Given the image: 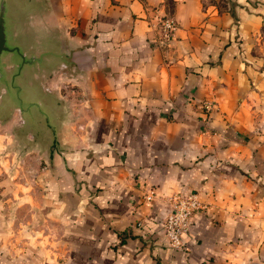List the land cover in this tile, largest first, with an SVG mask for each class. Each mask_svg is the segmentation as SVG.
I'll return each instance as SVG.
<instances>
[{
	"label": "crops",
	"instance_id": "0c3cea01",
	"mask_svg": "<svg viewBox=\"0 0 264 264\" xmlns=\"http://www.w3.org/2000/svg\"><path fill=\"white\" fill-rule=\"evenodd\" d=\"M50 2L12 25L41 32L54 138L30 146L17 110L0 118L4 151L40 157L45 225L11 223L18 184L0 177V264H264V0ZM191 193L204 209L171 250L167 199Z\"/></svg>",
	"mask_w": 264,
	"mask_h": 264
},
{
	"label": "rangeland",
	"instance_id": "374dc122",
	"mask_svg": "<svg viewBox=\"0 0 264 264\" xmlns=\"http://www.w3.org/2000/svg\"><path fill=\"white\" fill-rule=\"evenodd\" d=\"M14 1L18 6L23 8L27 14L30 16L37 17L49 16V5L52 2L50 0H10ZM22 9V10H23ZM52 10V8H51ZM46 13V14H44ZM50 16H53L50 14ZM33 23V19L29 20ZM35 27V26H34ZM32 26L34 34H38L39 43L37 46L41 45L43 41L41 32ZM261 41L264 42V29L260 36ZM42 39V41H41ZM15 44L22 50L20 41L17 39L14 41ZM9 45H12V41H8ZM264 54V49L262 51ZM8 61V62H5ZM18 56L12 55L9 60H2L1 68L3 73V82L0 86V118L6 119L11 117L15 109H19L21 112V118L24 121V125L21 128H17L16 132H22L26 137V142L28 145L38 144L39 148L43 150L45 143L51 142L54 138L56 131V118L59 116V112L54 105V97H56L55 90L53 88L47 87L52 91L47 93L42 88V76L44 72L48 70L45 63L39 64V61L33 63L30 66H25L19 71L15 68V64L19 62ZM11 66L5 69L2 65ZM60 69V68H59ZM4 89L2 93L1 89ZM4 127L0 128V134ZM10 135V134H9ZM31 136L33 140L28 139ZM11 143V142H10ZM15 143V142H14ZM12 144L11 148L6 151L3 150L2 144H0V177L11 178L17 186H15V198L17 202L15 204V213L12 211L13 216L9 219L11 223L17 224V228L27 230L32 229L34 233V238L42 239V235L39 236L36 232L37 229L44 227L45 221L43 217H40V209L42 211L41 193L44 189V184L41 183V175L43 172L42 165L40 164V157L37 154H30L24 152V148L20 145ZM9 147V146H8ZM5 153H4V152ZM6 166V168H3ZM31 198V200L29 198ZM28 199V201H25ZM33 209V211H31ZM37 209V210H36ZM50 237L54 243V251L50 249L49 256L56 252L57 245V226L49 225ZM46 227V226H45ZM41 232V230H40ZM46 232V231H45ZM48 235V236H49ZM45 246V245H44ZM47 246L44 248L46 249ZM32 252L33 261H38L39 250ZM54 257V254H53ZM53 261L52 257L50 258Z\"/></svg>",
	"mask_w": 264,
	"mask_h": 264
},
{
	"label": "water",
	"instance_id": "95a60500",
	"mask_svg": "<svg viewBox=\"0 0 264 264\" xmlns=\"http://www.w3.org/2000/svg\"><path fill=\"white\" fill-rule=\"evenodd\" d=\"M17 11L20 12V9L14 1L0 0V86L3 82L2 60H9L12 55L18 56L20 61L15 64V68L21 71L23 67L30 66L37 61H39V64L45 63V56L48 55L47 52L41 51L40 46H37L39 36L36 33L34 34L33 29L30 28L26 20L28 18L25 17L24 13L22 15L23 20L19 19L15 27H13L12 14H16ZM24 22L27 23L28 27H25ZM17 39L20 41V45L24 51L15 44L14 41ZM8 41H12L13 44L9 45ZM5 62L2 65L5 69L11 66L14 67L13 63L7 66ZM61 65L67 66L66 63H62ZM1 91H4V89L2 88ZM15 110L18 111L21 117L19 109Z\"/></svg>",
	"mask_w": 264,
	"mask_h": 264
},
{
	"label": "built area",
	"instance_id": "2783aa9c",
	"mask_svg": "<svg viewBox=\"0 0 264 264\" xmlns=\"http://www.w3.org/2000/svg\"><path fill=\"white\" fill-rule=\"evenodd\" d=\"M161 34L164 38H171L176 31V24L170 18L160 21ZM66 66L61 65L60 69ZM48 91V89H46ZM49 92V91H48ZM211 104L204 105V110L210 112ZM146 202H151L152 194L145 197ZM167 213L163 218L161 231L167 245L171 250H179L183 246V237L192 226V218L204 209L195 194L175 195L167 199Z\"/></svg>",
	"mask_w": 264,
	"mask_h": 264
},
{
	"label": "flooded vegetation",
	"instance_id": "af4514ba",
	"mask_svg": "<svg viewBox=\"0 0 264 264\" xmlns=\"http://www.w3.org/2000/svg\"><path fill=\"white\" fill-rule=\"evenodd\" d=\"M43 89H44L45 92L48 93V91L46 90V87H44ZM2 93H4V91H2ZM19 118H20L21 125H24L23 119L20 116H19Z\"/></svg>",
	"mask_w": 264,
	"mask_h": 264
}]
</instances>
